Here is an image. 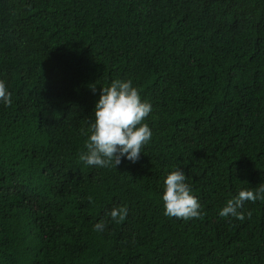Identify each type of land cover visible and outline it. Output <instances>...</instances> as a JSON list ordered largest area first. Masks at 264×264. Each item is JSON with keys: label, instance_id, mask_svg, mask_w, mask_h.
<instances>
[{"label": "trees", "instance_id": "obj_1", "mask_svg": "<svg viewBox=\"0 0 264 264\" xmlns=\"http://www.w3.org/2000/svg\"><path fill=\"white\" fill-rule=\"evenodd\" d=\"M116 79L151 103L152 138L88 166ZM0 80V264H264V201L219 215L264 184V0H0ZM177 168L198 218L164 214Z\"/></svg>", "mask_w": 264, "mask_h": 264}, {"label": "clouds", "instance_id": "obj_2", "mask_svg": "<svg viewBox=\"0 0 264 264\" xmlns=\"http://www.w3.org/2000/svg\"><path fill=\"white\" fill-rule=\"evenodd\" d=\"M0 102L12 103L11 93L4 80H0ZM152 112V105L142 99L138 89L129 80L116 79L102 87L96 101L88 132L87 151L80 160L88 166L98 168L116 167L123 160L135 163L141 149L152 138V131L144 119ZM186 174L179 168L169 172L163 179L164 214L178 219L198 218L201 205L186 182ZM245 200L264 201V184L253 190H242L219 211L221 217L234 216L243 219L238 211ZM113 221L119 222L127 216L126 207H114L110 212ZM104 221L93 225L97 232L105 230Z\"/></svg>", "mask_w": 264, "mask_h": 264}]
</instances>
